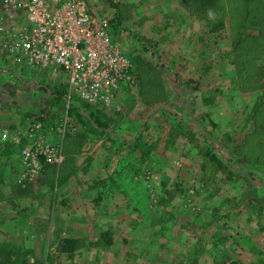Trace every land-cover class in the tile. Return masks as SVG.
<instances>
[{"label": "rangeland", "instance_id": "rangeland-1", "mask_svg": "<svg viewBox=\"0 0 264 264\" xmlns=\"http://www.w3.org/2000/svg\"><path fill=\"white\" fill-rule=\"evenodd\" d=\"M87 1L132 59L137 83L124 87L119 107L78 97V104L104 115V128L75 123L67 100L62 107L55 96L57 88L68 93V73L31 67L25 56L5 49L8 36L0 30L1 150L18 148L14 136L25 139L41 116L48 119L44 133L67 116L68 130L53 140L63 145L64 165L45 164L38 176L62 171L72 180L62 188L69 209L64 228L40 230L42 213L25 217L27 203L5 200L0 243L11 251L32 248L33 258L49 253L51 264H264V191L255 188L264 181V0H217L205 10L200 0ZM4 16L0 9V24ZM24 18L11 19L21 27ZM250 132L244 153L248 163L259 164L252 163V173L240 171L236 159ZM205 140L224 168L207 156ZM131 141L137 147L130 153ZM76 150L88 156L77 164L68 156ZM8 152H0V167ZM122 154L126 160L118 162ZM22 169L17 183L35 192L38 176L21 181ZM53 182H46L49 193L37 188L31 203L46 202ZM6 184L0 181L4 199ZM56 238L76 239L74 256L60 250Z\"/></svg>", "mask_w": 264, "mask_h": 264}, {"label": "built area", "instance_id": "built-area-1", "mask_svg": "<svg viewBox=\"0 0 264 264\" xmlns=\"http://www.w3.org/2000/svg\"><path fill=\"white\" fill-rule=\"evenodd\" d=\"M0 9L6 15L0 30L9 37L7 51L25 56L33 68L68 73L67 107L78 97L106 109L119 107L116 101L124 87L137 83L132 59L112 38L107 20L92 12L87 0H0ZM20 16L26 22L21 27L13 20ZM68 127L64 116L44 133L38 119L25 139L14 136L21 150V181L37 177L45 164L63 162V145L54 143L53 137ZM7 136L4 130L2 139Z\"/></svg>", "mask_w": 264, "mask_h": 264}, {"label": "crops", "instance_id": "crops-1", "mask_svg": "<svg viewBox=\"0 0 264 264\" xmlns=\"http://www.w3.org/2000/svg\"><path fill=\"white\" fill-rule=\"evenodd\" d=\"M57 135L58 134H56L53 137V140L60 141V137H59V135L58 136ZM95 147H96V145H94V148ZM3 148H4V150L9 149V152H8L7 158L2 159L1 167L5 166V172L3 169H0V181L4 180L5 182H7L6 187L3 190L4 191L3 193H6V196H4V197L5 198L7 197L8 199H4L1 197V192H2L1 191L0 192V203L4 202L6 200L5 202L9 201V202H12L9 204L15 205L13 203V201L16 202V199H20L21 201H23L24 203H27L29 205L28 209H29V207L31 208L30 211L27 210V213H26L27 216L25 215V217L34 218L33 214H35V213H37V214L42 213L45 216V218H43V220H42L43 222H45V225L42 227H38L40 230L64 228L62 226L63 225L62 221L65 219L64 214L66 212H68L69 209H68L67 204L65 205L66 200L62 198L63 194L66 195V192L63 191L64 189H62V188H63L64 184H67L66 182L72 181V180L71 179L69 180V178L67 176H64V173H62V171L57 173L55 176H53V175L48 176L47 174L44 175L45 173H43V175H39L37 177L38 179H35V181L33 182L35 192H29L26 188H24V186H22V185L20 186L17 183L18 177H19V172L22 168L21 155H20L19 148H17L16 146H12V145L11 146H4ZM4 150H1V146H0V152H2ZM16 150L18 152H16ZM76 151H72L71 153L69 152L70 154L68 153V156H71L70 158H73V156H74L73 162L75 164L80 163L79 161H84V159L86 157H88L87 155L82 156L80 152H78V151L76 152ZM120 159L126 160V156H124L123 154L121 156H118L117 161L120 162ZM63 165H64V163L62 162L60 164H52L51 166H55V168L60 169L61 167H63ZM115 177H116V172L113 171L112 177H110V178L114 180ZM50 181H54L53 186L51 185L52 189H50V190L52 192H51V195H49L50 197L48 196V199L46 200V202L45 201L43 202V200L40 201V203L43 202L42 203L43 205L40 204L41 206L38 204H32L31 203L32 198H34L36 196L39 188L44 189L45 191H47L49 193V191H48L49 185H47L46 182H50ZM59 188H61L60 191L58 190ZM57 195H60V198H58L59 199L58 202H56V198L58 197ZM63 204H64V206H63ZM35 206H38V208H36ZM25 210L26 209L24 208V211ZM5 211H0V215L1 216L3 215L2 217H4ZM18 211L25 214V212L21 209H19ZM25 217H24V215H22V216H20V219H22L23 222H26ZM50 218H51V220H50ZM13 219H17V217L14 215ZM27 221H29V219ZM55 225H57V226H55ZM40 233L43 235V238L41 237L42 240H45L46 233L44 231H41ZM50 233H51V231H50ZM56 234H58V233H56ZM58 240H60V238Z\"/></svg>", "mask_w": 264, "mask_h": 264}, {"label": "trees", "instance_id": "trees-1", "mask_svg": "<svg viewBox=\"0 0 264 264\" xmlns=\"http://www.w3.org/2000/svg\"><path fill=\"white\" fill-rule=\"evenodd\" d=\"M216 1L217 0H200V2H199L200 5H201L200 8L202 10H205L206 8H208V6H209V8H210V6L211 7L215 6L216 5V3H215ZM211 29L215 30V28L213 26H211ZM249 34H251V33H249ZM237 39H239V37ZM237 39H236V41H237ZM251 42L252 41H249V43H251ZM248 46H250V45H248ZM247 79L248 78H245V80H247ZM66 93H67L66 89L57 88V94L55 95L56 96V100H59L60 103H62L61 104L62 107H63L64 102L66 103V101H64V100H66L65 96H64V95H66ZM76 99L77 98H73L71 100L68 108H67V111H68L67 114L69 116H71L72 120L75 123H79L80 120L86 121V122L88 121V122H90V124L93 125V129L94 130L95 129L100 130L101 128L103 129L104 128V126H102V123H103L102 121L103 120L101 121V118L104 115L100 114L98 108H96L95 110L86 109L81 104H78ZM92 106H94V105H92ZM63 117H64V115L60 116L59 119L56 120L54 125L57 124L59 122V120L63 119ZM94 119L97 120V121H94ZM40 120H43L44 124H45V122L48 121V119H46L43 116L40 117ZM106 124H108V123H106ZM106 124L104 123V125H106ZM46 125H48V124L46 123ZM56 134H58V133H56ZM205 138H206V140L209 141V138H208L207 135L205 136ZM250 138H252V132L248 133L247 137L245 138V141L242 142L241 144H239V148L241 147L239 152L241 154L238 155L236 159H237V161H239V170L240 171H245L246 170L247 172L252 173L253 164H255V163H256V165H259V164L255 160H253L250 163H248L249 161H248L247 157H249V155L244 153L246 151H249L250 148H251V146H249V145L247 146V141H249ZM206 140H205V144H206V149H207L206 150L207 156H209L211 159L217 161L218 168L219 167L224 168L223 167L224 162L221 159V156H218V154H214L212 152V150H211L212 146H210V144H208V142H206ZM127 143H128V146H129V151L131 153L134 150V148H136L137 146H136V144L132 143V141L131 142H127ZM238 149H237V151H238ZM146 151L150 152L151 149L149 147L148 148H144V149L142 148L140 153H137L138 156H139L138 158H142L143 159V155H145ZM245 164H247V165H245ZM259 167H260V169L262 171H264V167H262L261 165H259ZM262 183L263 184H261L260 187L257 184H255V188H257V190H259V191H264V181ZM103 185H104V187H107V181L104 182ZM100 196L101 195L99 193L98 199H99ZM106 233L108 234V239H109L108 242L111 243L112 242V239H111L112 232L111 231H107ZM75 241H76V239H72L71 240L70 238H64L63 240H58L56 238V245L62 251H66L67 250L69 256L72 257V256H74V253H75L74 245H73L75 243ZM32 251H33L32 248H27L23 244L19 248H16L15 250L11 251L10 248L8 249V246H7L6 243H3V244L0 243V264H51L50 260L52 259V257H51V255L49 253L46 254L45 258H37V257L33 258L32 257ZM232 264H236V263L233 262Z\"/></svg>", "mask_w": 264, "mask_h": 264}, {"label": "clouds", "instance_id": "clouds-1", "mask_svg": "<svg viewBox=\"0 0 264 264\" xmlns=\"http://www.w3.org/2000/svg\"><path fill=\"white\" fill-rule=\"evenodd\" d=\"M208 15H209L210 18L212 17L213 14H212L211 10H209Z\"/></svg>", "mask_w": 264, "mask_h": 264}]
</instances>
